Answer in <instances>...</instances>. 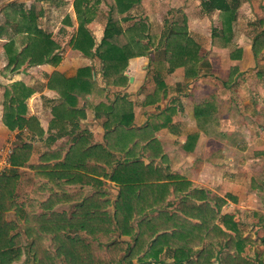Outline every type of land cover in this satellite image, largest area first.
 I'll list each match as a JSON object with an SVG mask.
<instances>
[{"label":"crops","instance_id":"crops-1","mask_svg":"<svg viewBox=\"0 0 264 264\" xmlns=\"http://www.w3.org/2000/svg\"><path fill=\"white\" fill-rule=\"evenodd\" d=\"M143 1L144 13L150 17L155 12L151 11L154 7L149 0ZM164 3L184 12L188 32L200 45L196 77H185L181 67L168 72V64L160 51L153 49L149 56L129 60L123 73L128 79L124 87L106 86L101 77L100 61L84 57L70 45L63 50L66 42H57L61 56L57 65L46 63L23 67L11 74L4 73L3 77L0 75L3 80L16 78L8 80L0 88V146L9 137L15 142V147L31 145L27 164L11 167L17 173L16 184L18 171L22 174L24 169L31 171L26 166L40 168L36 164L46 162L49 163V212L66 207L75 210L93 197L97 201L109 202L107 209L112 211L120 187L102 175L103 168L109 175L117 164H111V168L105 166L106 153L103 151L102 154L101 149L104 147L115 154L120 163L140 160L148 165L152 162L154 169L168 177L163 183L156 184L158 191L149 193L139 209L157 208L173 213L184 195L182 191L175 192L173 185L187 181L191 188L201 190L207 196L224 199L221 214H232L238 225L250 222L256 224L255 232L264 230V46L258 44L256 50L252 46L253 38L264 31V24L260 22L264 17V6L258 9L253 8L255 3H248V13L257 12L253 19L256 27H248L250 21L245 15L246 18L241 19L242 29L247 28L248 31L245 36L237 37L235 34L240 20L237 9L230 42L213 40L209 29L203 43L199 39L202 36L199 25L191 18L186 0H166ZM72 4L73 0L67 12L76 32ZM203 13L204 17L211 14ZM213 26H217L218 31L220 21ZM103 28L104 25L98 34L91 32L97 43L103 35ZM157 34L160 36L161 32L157 31ZM85 66L91 67L96 89L84 98L79 97L76 106L65 104L57 108L62 100L56 90L48 87L52 75L59 73L71 78ZM18 81L33 89L23 117L26 120L34 118L36 123L29 128L25 126L10 131L2 122V94L4 87ZM157 81H162L165 87H157ZM121 97L132 107L129 109L123 107V103L117 104L112 119H120L124 123L116 128L117 123L108 122V127H105L104 108ZM151 141L154 143L150 144ZM116 148L122 152L116 153ZM30 191L35 193L33 189ZM197 196L203 197V194L197 193ZM201 202L195 200L196 204ZM25 205L22 203L21 206ZM193 222L198 223V220ZM70 233L74 235L76 231ZM79 234L84 235L83 232ZM112 239L131 240L120 236L116 230ZM161 259L163 264H174L172 252L165 250ZM133 263L138 264L136 259Z\"/></svg>","mask_w":264,"mask_h":264},{"label":"trees","instance_id":"trees-1","mask_svg":"<svg viewBox=\"0 0 264 264\" xmlns=\"http://www.w3.org/2000/svg\"><path fill=\"white\" fill-rule=\"evenodd\" d=\"M138 4L140 0H73L77 29L69 42L72 50L100 61L101 77L106 86L124 87L128 79L123 73L129 60L149 56L153 49L160 51L168 64V72L181 67L185 77H196L201 48L188 32L187 18L183 15L180 22H171L166 32L158 36L148 21L128 17L127 14ZM237 4V0H203L205 13L219 12L221 27L212 34L213 39L230 42ZM100 5L106 7L107 14L103 35L97 43L88 25L97 19ZM2 13L7 21L0 25V39L8 37L3 44L7 58L5 72L60 62V45L40 26L41 10L10 4L2 9ZM63 21L68 26L72 25L69 15ZM260 22L264 24V17ZM13 26L12 34L9 29ZM258 44L264 46V31L253 38L254 50ZM48 87L56 90L62 100L57 108L65 104L76 106L79 97L84 98L96 89L88 66L79 68L71 78L54 73ZM157 87L164 88L165 84L157 81ZM33 93V89L21 81L4 88L2 122L10 131L25 126L29 128L36 123L34 118L26 120L23 117L27 100ZM119 103L129 109L132 107L125 98H116L103 110L107 118L105 127H108V122L117 123L116 128L124 123L120 119L119 122L112 119ZM53 111L56 114V108ZM38 133L42 135V131ZM136 138L140 142V138ZM30 148L29 144L14 147L10 156L11 167L25 165L30 158ZM101 149L102 154L103 151L106 153L104 163L107 168L117 163L109 175L105 168L101 171L104 177H109L120 187L111 213L107 209L109 202L97 201L93 197L76 207L71 215L50 212L26 216L22 230L32 240L29 250L36 264H134V259L138 264H163L161 255L165 250L172 252L174 264H255L243 252L258 241H251L250 236L242 234L232 214H221L224 199L207 196L205 192L191 188L189 182L181 181L173 185L175 192L184 194L173 213L157 208L139 209L149 193L158 191L156 184L163 183L168 177L154 169L152 162L144 165L142 161L135 160L123 164L111 151L104 147ZM121 152L116 148V153ZM138 172L145 174L139 175ZM15 188L16 174L11 172L0 176V264H9L21 256L20 235L13 233L17 225L14 220L7 219V213L15 207ZM196 198L202 202L196 204ZM42 205L49 208V199ZM154 210H157L155 214H149ZM73 230L76 231L74 235L70 233ZM115 230L131 240L112 239ZM49 234L50 245L46 248L42 242L44 235Z\"/></svg>","mask_w":264,"mask_h":264},{"label":"rangeland","instance_id":"rangeland-1","mask_svg":"<svg viewBox=\"0 0 264 264\" xmlns=\"http://www.w3.org/2000/svg\"><path fill=\"white\" fill-rule=\"evenodd\" d=\"M71 1L72 0H0V25H2L4 22L7 21L5 15L2 13V9L5 8L7 5L17 4V5H21L25 9H28L29 7H34L36 11L41 10V12H43L41 19L39 20L40 26L43 29H45L47 32L51 33L52 37L57 42H59V44L66 42V48L63 49L66 50L68 49L69 46L68 43L70 42V39L75 33V25L68 26L63 21L64 17L69 15L67 11L70 9ZM165 1L166 0L163 1L149 0V4L151 5V7H154L153 9L151 8V11H155L154 13L150 14V17L146 16V14L144 13V10L146 8L143 5L145 3L143 0H140V4L134 6V8L127 15L128 17L134 16L136 19H144L148 21V23L151 25V30H153L154 33L160 31L162 35L166 32L167 27L170 25L171 22L174 21L180 22L184 15V12L181 11V9L178 10V8L169 7V4L164 3ZM202 1L203 0H186L187 2L186 7H189V9L191 10V15H192L191 18L193 19V21L199 25L200 32L202 33V36H200L199 39L201 41H204L203 43H205L206 40L204 35L208 33L209 29H210L209 32L211 34L217 31V26L214 27L213 25H217L219 23V18L216 12L207 14L205 15L206 17H204L203 15L204 11L201 8ZM251 2L253 4L255 3L254 5H256L253 8L260 9L262 8V6H264L263 5L264 1L262 3V0L260 1L237 0L238 3L237 9H239L240 12L239 14L240 20L237 21V28H235V34L237 33L236 34L237 37L245 36L246 34H248V31L246 30L247 28L243 30L242 29L243 26L241 24L242 23L241 19L243 18L245 19L246 16L247 19H249L250 21V24L248 23L249 24L248 27L250 29L256 27V21H254L253 19L255 17V14L257 15V12L252 11L248 13L247 10L248 3L250 4ZM258 4L260 5L258 6ZM199 8H201V10ZM106 14H107L106 7L104 5H100L97 12V19H95L89 25L90 26L89 29L91 32L95 34L99 33V30L103 27V25L106 22ZM125 23L126 22H123L124 25L127 24ZM9 30L13 34L14 26L11 27ZM7 40L8 37L6 36L0 39V75L2 77L5 76L4 73L11 74V72L4 71L7 58L3 51V44ZM8 80L14 81L16 80V78H12V79L5 78V80H3L0 77V88L4 86L3 84H7ZM10 139L11 137H9V139H7L0 146V157L5 152V150H7L6 149L7 144H10L12 148L15 147V142L12 139L11 140ZM31 166L32 165L26 166L29 167L31 171H28L27 169L22 170L23 175L21 174V172L18 171L19 174L18 175L19 178L17 179L18 184H16L17 188H15V192H14L15 207L12 209V213L10 212L7 213V219L14 220L17 225L13 233H18L21 238L20 240L21 256L19 259H16L10 262L9 264H36V262H34L33 260L32 253L29 250V245L32 240L31 238H27L22 230V223L25 221L26 216L27 218H29L40 215L42 213H46V214H49L50 212L61 213L64 211L66 213L69 212L70 214L74 211V208L66 207L65 209H59L57 211H55V209L53 210L51 209L49 212V208L45 209L44 207H41V205L46 203L49 199V163L44 162V163L36 164V166H40V168H33ZM11 172L14 173L13 169L10 168L6 170L4 175H9ZM30 189L35 190V193H30L31 192ZM22 203H25L26 205L21 206ZM108 211L111 213L110 208H108ZM14 212H15V216L13 217ZM17 215H20V217ZM17 218L22 220L17 221ZM252 221L254 222L253 218ZM246 223L247 224L238 225L239 230L242 232L243 235H245L244 233H248L247 236L251 237V241H258V243L252 246L249 244L250 246L246 247L243 254L244 256L248 257L250 260H253L255 264H264V230L260 229L255 232L254 230L256 224L254 223L250 224V222H246ZM262 227L264 228V225H262ZM42 243L46 248H49L50 245L49 235H44V239Z\"/></svg>","mask_w":264,"mask_h":264},{"label":"built area","instance_id":"built-area-1","mask_svg":"<svg viewBox=\"0 0 264 264\" xmlns=\"http://www.w3.org/2000/svg\"><path fill=\"white\" fill-rule=\"evenodd\" d=\"M7 150L0 157V176L4 175L6 170L11 168L10 156L13 152V148L10 144H7Z\"/></svg>","mask_w":264,"mask_h":264}]
</instances>
